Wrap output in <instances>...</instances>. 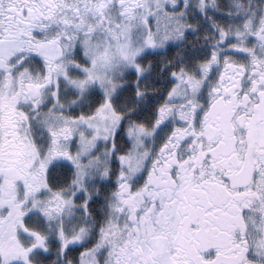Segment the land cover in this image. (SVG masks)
<instances>
[{
  "label": "snow or ice",
  "instance_id": "1",
  "mask_svg": "<svg viewBox=\"0 0 264 264\" xmlns=\"http://www.w3.org/2000/svg\"><path fill=\"white\" fill-rule=\"evenodd\" d=\"M0 264H264V0H0Z\"/></svg>",
  "mask_w": 264,
  "mask_h": 264
}]
</instances>
